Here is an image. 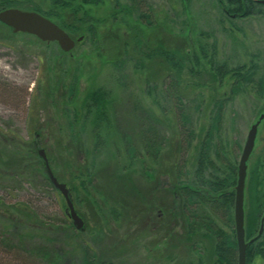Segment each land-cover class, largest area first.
Returning <instances> with one entry per match:
<instances>
[{"label": "rangeland", "instance_id": "1", "mask_svg": "<svg viewBox=\"0 0 264 264\" xmlns=\"http://www.w3.org/2000/svg\"><path fill=\"white\" fill-rule=\"evenodd\" d=\"M145 1L152 7L153 17L158 20L157 26L146 32V44L149 47L161 41L167 48H176L184 42L187 44L185 36L189 33L194 42L201 40L205 44L208 56H214L216 62L225 63L230 69L245 65L246 68L257 66L252 81L243 86L244 90L227 104L221 126V138L228 158L238 167L248 132L264 113V92H259L260 86H264V8H261L262 12L248 18H229L217 0ZM20 2L19 8L22 10H29L28 7L34 4L46 9L51 7L50 0ZM89 9L90 17L85 18L87 22L81 20L84 17L83 11L74 16L70 10L62 11V16L55 21L57 24L60 21L76 24L81 30L79 33L83 35L80 37L84 39L86 36L70 52H64L55 42L39 41L37 37L25 33L14 34L0 23V220L7 222L8 215L17 229L31 231L36 238L41 235L53 238L58 248L65 243L70 248L76 242L70 236L74 225L71 219L65 217L66 201L63 195L59 190H51L42 176L33 175L30 181L27 177L21 176L18 179L14 175L26 165L32 168L38 162L36 155L41 158V149L56 161L50 163L55 170L64 173L62 168L65 167V160L60 159L71 135V119L67 109L70 100L69 85L75 75L78 76V94L74 105L79 111L87 92L98 87L111 93L119 116L127 118L128 123L136 130L139 128L138 121L135 120L137 114L131 115L129 111L132 112L133 103L137 101L161 120H166L162 131L167 132L169 137L178 130L175 127L173 112L176 107L173 100H164L160 95L158 97L160 89L156 92L157 101L162 102L163 109L168 113L164 117L162 107L148 94L146 79L150 75L153 77V71L136 69L134 56L140 55L133 51L134 42L131 34L126 33L125 26L119 27L112 23L113 2L107 0L99 7ZM146 9L147 7L144 10ZM128 19L130 23H134V17L130 16ZM91 21L96 23V38L86 32ZM73 37L79 38L75 35ZM193 66L194 63L189 64V67ZM206 66L211 68L207 63ZM185 73L189 74L187 70ZM187 76L184 77L189 85L186 88V105L194 113V119L197 120L196 132L199 135L187 154L188 170L192 178L197 147L209 128L214 101L218 97H229L235 80L228 76L220 84L206 75L200 81L209 84V87L194 88L191 84L195 79L191 75ZM199 104L202 109L197 117L195 108ZM80 127L81 121L76 124L77 129ZM82 136L87 139L86 142L92 143L90 129L82 132ZM16 146L21 150H16ZM78 159H83V155H79ZM261 161L263 165L258 171L261 183L259 188L264 189V120L259 126L255 148L248 161L245 214L252 192L254 194V189L250 188V178ZM110 167L112 168L111 165ZM135 176L141 190H150V185L142 176ZM110 180V176H105L95 182V185L109 192L110 188H114ZM158 180L162 188L171 185L164 175ZM76 195V210L85 225L84 231L78 230L77 236L95 249L101 260L110 264H188L191 260L196 263V256L188 258L180 247L171 248L170 244H165L167 230L159 222L160 212L155 209L151 217L147 218L145 201L141 203L140 200L128 199L127 217L117 222L107 212L105 201L98 199L97 195L98 205L106 212L105 215H101L99 207L89 203L90 200H84L81 190ZM19 208L33 209L36 215L33 213L34 215L27 217ZM4 211L8 214L5 215ZM172 227L180 232L176 224ZM0 228L2 229L1 225ZM260 241L264 242V236ZM205 246L208 249L207 255L211 246L207 243ZM169 252L172 253L170 258ZM27 260L8 254L2 248L0 250V264H40L34 259ZM67 261L72 262L70 258ZM205 264H210V261ZM250 264H264V260L256 254Z\"/></svg>", "mask_w": 264, "mask_h": 264}, {"label": "trees", "instance_id": "2", "mask_svg": "<svg viewBox=\"0 0 264 264\" xmlns=\"http://www.w3.org/2000/svg\"><path fill=\"white\" fill-rule=\"evenodd\" d=\"M106 1L50 0V8L46 9L35 4L28 8L29 11L38 12L53 21L62 16V11L70 10L74 16L83 11L84 17L81 20L87 22L85 18L90 17L89 8L99 7ZM110 1L113 2L112 23L119 27L125 26L126 33L131 34L129 36L134 42L133 51L135 50L140 55L134 56L136 69L153 71L151 72L154 78L150 75L146 79L148 94L154 98L158 106L162 107L164 117L168 113L163 109L162 102L157 101L156 92L160 89L158 97L160 95L164 100L168 98L173 100L176 107L173 112L175 127L178 130L175 135L169 137L167 132L162 131L166 120H161L150 109L143 108L139 101L134 102L132 112L129 111L131 115L137 114L135 120L138 121L139 126L137 127L139 128L136 130L137 128L135 129L128 123L127 118L119 116L111 93L98 87H93L87 92L81 104V111H79L74 105L78 94V76L75 75L69 85L70 100L67 109L70 116L67 115L71 119V135L60 159L65 160V167L62 168L64 173H58L51 164L50 166L58 180L66 183L70 189L74 206L78 199L76 194H80L81 190L85 196L84 200H90L89 203L99 207L101 215H105L106 212L98 205V199L105 201L108 206L107 212L112 219L119 222L127 217L129 200H140L141 203L145 201L147 218L151 217L155 209L160 212L159 222L165 225V230H167L166 245L170 244L171 248L180 247L188 258L196 256L197 264H205L208 261L210 264H238V246L233 216L237 165L228 158L221 138V126L224 122L227 104L244 90L243 86L252 81L257 72V66L252 65L246 68L245 65L230 69L225 63L216 62L214 56H208L205 44H202L201 40L194 42L189 33L185 36L187 44L184 42L176 48H167L161 41L149 47L146 44V32L158 24L157 18L153 17L152 7L145 0ZM260 1L217 0L220 8L229 18H248L255 13L262 12L261 8H264V3ZM19 7H21L20 0H0V11ZM146 7L147 9L144 10ZM130 16L134 17V23H130L128 19ZM58 25L65 29L72 38H74L73 35L83 36L79 33L81 30L76 24H66L65 21H60ZM86 30L96 38V23L91 21ZM37 40L41 41L38 38ZM190 63H194V66L189 67ZM206 63L210 65V69ZM186 70L189 73L187 75L195 79V82L191 84L194 88L209 87V84L200 81L206 75H210L220 84H223L228 76L235 80L231 95L227 98L226 96L218 97L214 101L209 128L197 147L192 178L188 170L187 154L199 135L196 132L197 120L194 119V113L186 105L188 100L186 88L189 87L184 79L187 76ZM259 92H264L263 85L260 86ZM201 109L200 104L196 105L197 117ZM79 121H81V127L77 129L76 124ZM89 129L93 138L91 144L86 142L87 139L82 136V132ZM15 149L21 150L17 146ZM79 155H83V159H78ZM36 156H38V162L32 168L30 165L18 168L20 171H17L14 176L18 179L21 176L27 177L30 181L33 175L42 176L44 183L51 190L58 192L46 172L43 159L39 158V155ZM47 158L49 163L55 161L51 156ZM110 165L112 168H109ZM136 174L145 179L150 185V190L143 191L139 188L135 180ZM163 175L168 177L170 187L162 188L159 185L158 179ZM5 176L8 175L5 174ZM105 176L108 178L110 176L113 183L114 188L112 190L110 188L109 192L95 185V182ZM260 186L258 173L254 169L250 178V188L254 189V194L252 192L250 205L245 214L247 239L258 234L264 214V189H260ZM1 205L0 199V207ZM64 207L67 210V204ZM20 211L27 217L35 214L33 209L24 208ZM4 213L8 214L6 211ZM65 215L71 219L66 211ZM6 219L7 222L0 220L2 227L0 228V250L2 248L8 254H14L24 260L34 259L40 264H110L101 260L97 251L86 241L79 239L78 230L75 227L71 228L73 232L70 236L76 242L70 248L66 243L58 248L53 238H47L46 235L36 238L31 231L17 229L8 215ZM175 224L179 226L180 232L172 227ZM263 236L264 233L248 246L247 264L254 260L256 254L264 260V242L260 241ZM175 243L177 245H174ZM206 243L211 246L210 253L207 255ZM171 256L172 253L169 252L168 257ZM68 258L72 262L67 261ZM196 263L191 260L188 264Z\"/></svg>", "mask_w": 264, "mask_h": 264}, {"label": "water", "instance_id": "3", "mask_svg": "<svg viewBox=\"0 0 264 264\" xmlns=\"http://www.w3.org/2000/svg\"><path fill=\"white\" fill-rule=\"evenodd\" d=\"M260 2L264 3V0H261ZM0 22L10 27L14 33L30 34L47 43L56 42L65 52H70L73 50L77 42H80L83 39V37H79L78 39L72 38L71 35L55 21L35 11L22 10L19 8H8L0 11ZM262 119L263 116H261L259 121L251 126L238 164L233 214L238 246V264H247L248 246L257 240L264 232L263 216L258 234L247 241L244 209L245 184L248 168L247 162L255 147L258 126ZM39 154L44 161L46 172L52 184L61 192L66 200L67 213L72 219L74 227L77 230L84 231V220L75 209L74 203L70 196V189L67 187L66 183L60 182L55 176L45 151L41 149L39 150Z\"/></svg>", "mask_w": 264, "mask_h": 264}, {"label": "flooded vegetation", "instance_id": "4", "mask_svg": "<svg viewBox=\"0 0 264 264\" xmlns=\"http://www.w3.org/2000/svg\"><path fill=\"white\" fill-rule=\"evenodd\" d=\"M261 116H263V119L261 120V122L264 120V113L263 114H261L260 115V117ZM260 117H259V119H260ZM259 119L257 120V121H259ZM256 121V122H257ZM255 122V123H256ZM261 122H260V124H261ZM254 123V124H255ZM260 124H259V126H260ZM259 126H258V129H259ZM257 134H258V132H257ZM256 139H257V137H256ZM255 143H256V141H255ZM255 148V147H254ZM253 151H254V149H253ZM253 151H252V153H253ZM252 153H251V155H252ZM251 155H250V157H251ZM241 157V156H240ZM250 159V158H249ZM240 160V159H239ZM249 161V160H248ZM247 165H248V162H247ZM263 165V161H261L260 163L258 162V165L255 167V169H256V172L258 173V176H259V180H260V175H259V170L261 169V166ZM247 172H248V168H247ZM237 173H238V168H237Z\"/></svg>", "mask_w": 264, "mask_h": 264}]
</instances>
